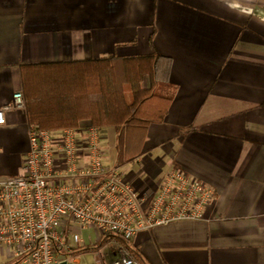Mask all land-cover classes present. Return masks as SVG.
Wrapping results in <instances>:
<instances>
[{
	"label": "crops",
	"instance_id": "crops-1",
	"mask_svg": "<svg viewBox=\"0 0 264 264\" xmlns=\"http://www.w3.org/2000/svg\"><path fill=\"white\" fill-rule=\"evenodd\" d=\"M153 54L162 59L158 92L172 100L167 116L151 125L142 155L120 168L116 131L102 127L104 154L115 148L105 165L140 191L181 169L214 195L203 219L140 231L133 245L146 264H264V0H0V109L15 93L25 97L26 65ZM5 120L0 176H17L30 122L14 108ZM62 226L73 244L62 258L112 264L127 253L114 240L84 251L102 235Z\"/></svg>",
	"mask_w": 264,
	"mask_h": 264
},
{
	"label": "built area",
	"instance_id": "built-area-1",
	"mask_svg": "<svg viewBox=\"0 0 264 264\" xmlns=\"http://www.w3.org/2000/svg\"><path fill=\"white\" fill-rule=\"evenodd\" d=\"M22 92L0 109V125L11 108L26 110ZM30 148L22 173L0 176V253L5 264H77L60 257L73 244L63 224L93 228L131 240L140 231L178 221H198L211 202L212 187L181 169L158 186L137 190L104 163L101 128L49 131L29 123ZM76 235L74 243H79ZM112 264H139L124 253Z\"/></svg>",
	"mask_w": 264,
	"mask_h": 264
},
{
	"label": "trees",
	"instance_id": "trees-1",
	"mask_svg": "<svg viewBox=\"0 0 264 264\" xmlns=\"http://www.w3.org/2000/svg\"><path fill=\"white\" fill-rule=\"evenodd\" d=\"M161 60L153 54L26 65L22 77L29 122L49 131L76 129L85 120L99 128L113 127L115 167L131 164L142 155L151 125L163 122L172 102L158 92ZM147 78L149 88L144 86ZM112 240L146 264L131 240L110 233L84 251L98 252Z\"/></svg>",
	"mask_w": 264,
	"mask_h": 264
},
{
	"label": "rangeland",
	"instance_id": "rangeland-1",
	"mask_svg": "<svg viewBox=\"0 0 264 264\" xmlns=\"http://www.w3.org/2000/svg\"><path fill=\"white\" fill-rule=\"evenodd\" d=\"M109 146H113V144L109 145V143L108 144L105 143L106 149H108ZM106 154H108V155H106ZM114 155H115V148H113L112 151H109V153H105L104 163H107L109 160L111 161L112 157L114 158ZM117 248L118 247L114 245L113 248L111 249V253H116ZM119 251L122 252L120 255V256H122L123 250H119ZM80 260H81V264H93L96 262L97 258H95L94 256H91V255H89V256L83 255V256H80ZM6 262H7V258L5 257V255L0 253V264H5Z\"/></svg>",
	"mask_w": 264,
	"mask_h": 264
},
{
	"label": "water",
	"instance_id": "water-1",
	"mask_svg": "<svg viewBox=\"0 0 264 264\" xmlns=\"http://www.w3.org/2000/svg\"><path fill=\"white\" fill-rule=\"evenodd\" d=\"M61 264H66V261L62 262Z\"/></svg>",
	"mask_w": 264,
	"mask_h": 264
}]
</instances>
